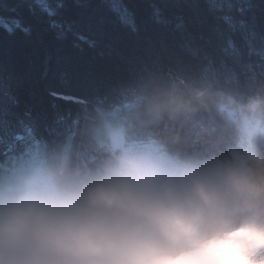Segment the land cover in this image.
Here are the masks:
<instances>
[{
    "label": "clouds",
    "instance_id": "obj_1",
    "mask_svg": "<svg viewBox=\"0 0 264 264\" xmlns=\"http://www.w3.org/2000/svg\"><path fill=\"white\" fill-rule=\"evenodd\" d=\"M208 108L235 128L219 155L129 136ZM96 140L94 168L43 150L0 165V264H264V96L160 80Z\"/></svg>",
    "mask_w": 264,
    "mask_h": 264
},
{
    "label": "snow or ice",
    "instance_id": "obj_2",
    "mask_svg": "<svg viewBox=\"0 0 264 264\" xmlns=\"http://www.w3.org/2000/svg\"><path fill=\"white\" fill-rule=\"evenodd\" d=\"M142 3L141 11L138 0H0V9L18 13L2 24L0 40L30 38L27 17H38L54 43L27 60L0 47V136L38 131L40 117L21 107L24 93H46L54 115L44 129L60 133L86 106L148 77L264 85V0H204L201 19L180 10L199 0ZM207 17L223 27H209Z\"/></svg>",
    "mask_w": 264,
    "mask_h": 264
},
{
    "label": "trees",
    "instance_id": "obj_3",
    "mask_svg": "<svg viewBox=\"0 0 264 264\" xmlns=\"http://www.w3.org/2000/svg\"><path fill=\"white\" fill-rule=\"evenodd\" d=\"M98 0H91L95 6ZM204 0H199V6L184 4L180 10L195 19L205 18L203 11ZM138 6L143 10L142 0ZM18 13L0 9V37H3L2 24H11V17ZM25 15L27 13L25 11ZM34 25L30 38L17 37L14 41L0 40V47H9L18 59H38L54 48L51 34L42 18L27 17ZM209 27L221 21L207 17ZM160 80L183 83L192 80H202L218 87L230 94L246 99L249 96H264V85L235 86L227 83L215 82L208 79H183L180 77L153 76L144 80L123 85L103 99L86 106L78 115L73 117L70 127L63 132H46L45 123H50L53 111L49 99L43 90L35 96L27 93L22 95V105L31 106L34 113L40 117L38 131L21 129L14 135L0 136V165L10 164L20 155L43 150L67 155L72 165L94 168L105 157V152L96 140L97 129L107 126L120 119L126 113L133 111L144 92ZM66 107V106H65ZM19 133V135H16ZM132 139L151 136L158 139L169 151L182 157L205 158L226 152L233 144L235 128L229 117L214 108L201 109L191 116L169 119L164 116L158 122L137 126L129 131Z\"/></svg>",
    "mask_w": 264,
    "mask_h": 264
},
{
    "label": "rangeland",
    "instance_id": "obj_4",
    "mask_svg": "<svg viewBox=\"0 0 264 264\" xmlns=\"http://www.w3.org/2000/svg\"><path fill=\"white\" fill-rule=\"evenodd\" d=\"M16 135H19V133H17Z\"/></svg>",
    "mask_w": 264,
    "mask_h": 264
}]
</instances>
